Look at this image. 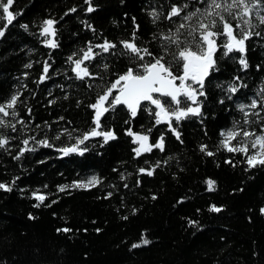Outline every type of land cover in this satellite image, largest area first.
Listing matches in <instances>:
<instances>
[{
	"label": "trees",
	"instance_id": "1",
	"mask_svg": "<svg viewBox=\"0 0 264 264\" xmlns=\"http://www.w3.org/2000/svg\"><path fill=\"white\" fill-rule=\"evenodd\" d=\"M206 2L90 0L94 11L88 12L89 0H15L12 11L19 15L0 37V102L21 92L18 116L4 119H22L27 127L17 123L15 132L0 127V134L10 138L0 148V182L15 180L12 191L0 189V264H264V166L249 168L243 154L220 146L221 131L243 122L236 105L249 104L264 88V25L255 15L252 24L261 35L246 41L245 52L217 54L215 70L205 81L206 96L200 97L202 116L173 121L180 140L166 123L155 124L151 112L139 111L132 118L126 107L117 106L101 119V130H113L116 139L105 143L103 137H93L80 146L88 148L82 155L59 151L94 127L89 105L134 66L122 54L120 42L131 40L135 32L139 46L162 55V41L154 35L174 32L184 22L165 18L170 5L187 4L183 16L203 9ZM72 8L76 11H69ZM153 10L162 14L156 23L149 14ZM46 19L56 21L55 36L40 35ZM6 22L0 21V28ZM21 25H28L27 30ZM46 39L58 46H47ZM105 40L116 49L85 62L94 78L76 79L68 57ZM241 58L248 68L239 63ZM45 62L51 65L50 78L40 82ZM174 71L179 72V66ZM233 83L241 87L228 100L227 88ZM144 107L154 109L146 102ZM248 127L260 130V124ZM64 129L72 139L61 135ZM129 129L148 134L150 143L163 136L164 150L154 148L137 157ZM31 136L47 139L52 147L30 140L28 147L35 151L15 159L22 141ZM201 145L214 155L201 152ZM141 168L151 169L152 175L140 173ZM92 175L102 183L57 190ZM209 179L215 181L213 191L208 190ZM33 192L47 196L40 207H35L39 201ZM212 205L221 211H211ZM64 228L71 231H58ZM142 239L150 243L132 247Z\"/></svg>",
	"mask_w": 264,
	"mask_h": 264
},
{
	"label": "snow or ice",
	"instance_id": "2",
	"mask_svg": "<svg viewBox=\"0 0 264 264\" xmlns=\"http://www.w3.org/2000/svg\"><path fill=\"white\" fill-rule=\"evenodd\" d=\"M14 4L15 0H0V21L5 19L7 21L4 28H0V37L5 35L7 27L19 15L12 11ZM89 5L87 11L93 12L94 8L91 6L90 0ZM187 7V4L170 5V11L165 18L172 21L173 18L180 17L184 22L176 25L174 32L170 30L169 34H160L159 37L154 35L153 39L159 38L162 41V55L156 56L149 48L139 46L136 42L135 32L131 40L120 42L125 50L122 54L127 55L134 62V66L118 75L103 90L102 94L97 96L95 103L89 105L94 110V127L75 137V144L59 149L63 155L67 156L76 152L82 155L88 151V148L86 146L81 148L80 146L85 145V142L93 137H103L105 143L116 139L113 130H101V119L106 113L115 110L117 106L126 107L132 118H135L139 111L151 112L155 117V124L166 123L178 140H180V133L172 127L173 121L179 122L190 116H202L200 97L206 96L205 81L210 72L215 70L217 54L221 51L225 56L234 52L244 53L246 41L253 36L261 35L260 32L254 30L258 25H253L251 18L255 15L259 25H264V0H207L203 9L197 8L195 11L187 12L181 16ZM69 11L75 12L76 9L72 8ZM149 14L153 18V23H156L162 15L155 10ZM55 24L56 21L53 19L44 20L40 35L55 36ZM21 27L27 30L28 25H21ZM221 39H223V43L218 42ZM45 43L51 48L58 46L52 39H46ZM173 46L176 50L170 51ZM116 47V44L107 40L98 45L89 43L87 49L82 51V55L77 56L76 53H73V56H76L75 59L73 56H69L68 60L74 65L72 72L75 74V78L78 80L94 78V74L85 62H91L102 53H109ZM94 48L99 49V51H94ZM167 56L171 58L166 59ZM239 63L243 68H248V63L244 58H241ZM176 66H179V72L174 71ZM25 67L31 68L32 65L26 64ZM50 67L51 65L45 62L40 82L50 78L48 75ZM108 67V64L103 65L105 70ZM239 80V77L235 78L236 82ZM239 87L241 85L238 83L229 85L226 99L231 100L232 94L237 93ZM21 95L22 93L17 91L8 100L0 102V127L10 128L13 132L17 131V123L27 127V122L22 119L15 123L4 119V117L15 119L18 116L16 109L20 104H23ZM49 102L54 103L55 101ZM145 102L154 106V109L152 107L145 109ZM220 103H224V100H221ZM236 107L243 114V122L236 121L231 128L221 131L220 135L223 139L220 146L228 152L243 154L249 168L264 166V116L261 115V112H264V88L260 89L256 98H253L249 104L240 103ZM257 109L259 111H255ZM27 111L31 113V109H27ZM252 117L258 119L253 120ZM251 124H260L259 132L250 129L248 126ZM36 127L39 128L40 125H36ZM150 131L148 130V132ZM65 133L70 139L73 138L72 133L68 132L67 129H64L61 135ZM127 134L133 137V143L138 145L133 148L137 157L151 152L154 148L164 150L163 136L155 143H150L148 134L135 133L131 129L128 130ZM9 139V137L0 134V148L8 145ZM56 139H59V135ZM30 140L44 147H52L47 139L37 141L35 136H31L22 141L23 147L19 149L15 159H19L25 152L35 151V148L28 147ZM234 141L235 143H233ZM200 150L209 156L214 155L213 152L207 150V145H201ZM156 166L159 167V162ZM139 171L152 175L151 169L141 168ZM121 178L123 179V176ZM101 183L102 178L92 175L85 180L59 185L57 190L58 192H65L73 188L90 189ZM206 183L208 190L213 191L215 181L209 179ZM13 184H15V180L11 184L0 182V189L12 191ZM45 187L47 186L45 185ZM32 195L39 201L35 207H40L47 199L46 195H38L37 192H33ZM111 195V192L107 194L109 197ZM155 198L153 196V199ZM52 203H56V201L53 200ZM210 210L219 212L221 208L212 205ZM261 211L264 212V209ZM190 223L195 225L197 222L190 221ZM58 231L69 232L71 229L64 228L58 229ZM149 243V240L142 239L140 243L133 244L132 247L136 248Z\"/></svg>",
	"mask_w": 264,
	"mask_h": 264
},
{
	"label": "water",
	"instance_id": "3",
	"mask_svg": "<svg viewBox=\"0 0 264 264\" xmlns=\"http://www.w3.org/2000/svg\"><path fill=\"white\" fill-rule=\"evenodd\" d=\"M132 139H133V137H132ZM137 146H138V145H137ZM137 146H136V147H137Z\"/></svg>",
	"mask_w": 264,
	"mask_h": 264
}]
</instances>
